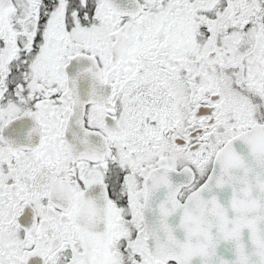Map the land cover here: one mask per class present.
Wrapping results in <instances>:
<instances>
[{
  "label": "snow or ice",
  "instance_id": "6c2138e0",
  "mask_svg": "<svg viewBox=\"0 0 264 264\" xmlns=\"http://www.w3.org/2000/svg\"><path fill=\"white\" fill-rule=\"evenodd\" d=\"M0 264H264V0H0Z\"/></svg>",
  "mask_w": 264,
  "mask_h": 264
}]
</instances>
